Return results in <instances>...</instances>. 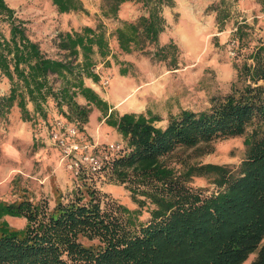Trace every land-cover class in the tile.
<instances>
[{
  "label": "trees",
  "instance_id": "trees-1",
  "mask_svg": "<svg viewBox=\"0 0 264 264\" xmlns=\"http://www.w3.org/2000/svg\"><path fill=\"white\" fill-rule=\"evenodd\" d=\"M102 1L105 16L117 18L124 1L141 10L133 19L120 18L110 31L99 18L58 30L49 51L29 34L26 19L0 0L6 28V33L0 29V76L8 82L0 92V119L15 106L21 120L38 114L48 131L56 117L83 131L96 112L125 141L127 150L104 163L114 179L126 182L137 206L103 202L87 185L65 197L57 191L51 205L43 198L0 199V264H243L251 253L247 264H264V41L250 45L247 25L238 22L230 38L240 61L232 63L228 89L210 96L206 108L168 113L158 126L157 115L114 112L86 78L97 82L95 65H109V57L118 62L119 74H127L129 61L117 59L116 52L139 51L174 68L177 45L158 43L165 25L162 7L173 0ZM50 2L57 12H86L81 0ZM259 3L263 9L264 0ZM50 75H56L57 85ZM48 101L55 106L51 119L43 110ZM230 135H241L243 144L233 167L162 159L178 147L210 151V141ZM192 176H209L215 188L206 194L190 188L186 182ZM143 206L145 219L139 217ZM5 215L21 216L24 223L13 226Z\"/></svg>",
  "mask_w": 264,
  "mask_h": 264
},
{
  "label": "rangeland",
  "instance_id": "rangeland-1",
  "mask_svg": "<svg viewBox=\"0 0 264 264\" xmlns=\"http://www.w3.org/2000/svg\"><path fill=\"white\" fill-rule=\"evenodd\" d=\"M5 1L26 19L29 34L49 51H53L49 39L58 30L93 23L99 18L110 31L120 18L133 19L141 10L138 3L124 1L119 5V18H116L103 14L102 8L105 9L106 4L102 0H81L86 12H57L50 0ZM260 6L259 0H173L172 5L162 7L165 25L158 35V43L171 40L177 45L174 68H170L166 59H151L139 51L116 52L117 59L129 61L128 73L119 74L118 62L109 57V65L101 61L95 65L98 81L86 78V82L113 105L114 112L134 110L157 115L158 119L153 123L158 126L165 124L168 113H177L181 108H206L210 96L228 89L229 81L235 75L232 63L240 61L235 42L230 38L235 25L240 21L247 25L250 45L264 41V8ZM216 11H219L218 16ZM0 29L6 33L5 22L1 19ZM109 45L116 51L112 38ZM48 79L57 85L56 75H50ZM7 86L8 82L0 76V92H5ZM27 106L33 110L30 102ZM43 110L51 119L55 106L48 101L43 103ZM82 132L84 139L95 144L86 149L97 157L101 158L106 144L111 141L122 143V150L114 156L127 150L120 134L103 123L96 112L89 116ZM241 140V135L213 139L209 142L210 151H205L209 146L178 147L162 159L174 164L179 156L190 161L217 162L233 167L243 153ZM104 164L96 169L83 166L73 174L68 160L62 158L38 114L34 113L30 120H21L17 108L12 106L6 118L0 119V199L43 198L51 205L57 191L65 197L87 185L97 191L103 202L114 200L129 208L136 207L126 182L114 179L110 164ZM210 179L209 176H192L186 185L206 194L215 188ZM139 217L146 218L144 206ZM4 218L13 226L20 227L24 223L21 216L5 215ZM252 256L253 253L249 254L243 264H247Z\"/></svg>",
  "mask_w": 264,
  "mask_h": 264
},
{
  "label": "built area",
  "instance_id": "built-area-1",
  "mask_svg": "<svg viewBox=\"0 0 264 264\" xmlns=\"http://www.w3.org/2000/svg\"><path fill=\"white\" fill-rule=\"evenodd\" d=\"M49 136L59 147L62 158L68 160V166L72 173L76 174L79 168L86 166L90 169L99 168L104 161H109L114 154L122 150V143L118 141L108 142L105 151L100 157L95 156L86 149L88 145H95L83 138V132L69 121L56 117L53 127L49 130ZM77 152V153H76ZM102 160H104L102 162Z\"/></svg>",
  "mask_w": 264,
  "mask_h": 264
},
{
  "label": "crops",
  "instance_id": "crops-1",
  "mask_svg": "<svg viewBox=\"0 0 264 264\" xmlns=\"http://www.w3.org/2000/svg\"><path fill=\"white\" fill-rule=\"evenodd\" d=\"M113 106V105H112ZM113 130H114V128H113Z\"/></svg>",
  "mask_w": 264,
  "mask_h": 264
}]
</instances>
